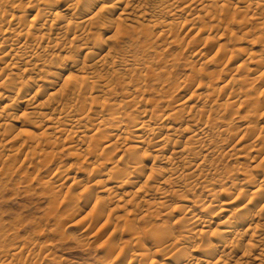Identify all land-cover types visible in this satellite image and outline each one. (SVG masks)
<instances>
[{
    "label": "bare ground",
    "instance_id": "1",
    "mask_svg": "<svg viewBox=\"0 0 264 264\" xmlns=\"http://www.w3.org/2000/svg\"><path fill=\"white\" fill-rule=\"evenodd\" d=\"M65 149L91 173L46 182L52 232L95 264H264V0H0V264L54 254L7 205Z\"/></svg>",
    "mask_w": 264,
    "mask_h": 264
},
{
    "label": "rangeland",
    "instance_id": "2",
    "mask_svg": "<svg viewBox=\"0 0 264 264\" xmlns=\"http://www.w3.org/2000/svg\"><path fill=\"white\" fill-rule=\"evenodd\" d=\"M12 6V5H11ZM12 7L8 6L7 9L11 10ZM179 27V28H178ZM176 28V32H179V29H181L180 26H178ZM235 29H237V26H235ZM187 30V28H183L182 31H180L181 36H179V41L177 44H175L174 46L171 47V52L174 54H177L178 56L180 55L182 57V59L180 60V62H178V77H182L186 74L191 73L193 67H198L201 68L202 66H199L197 63H193V65H191L190 63L187 62V60H185L187 57V55L184 53L183 54V49L184 47L187 49H194L195 47L198 46V44L195 43L194 39L192 38V34L189 33L186 36H184L183 38V34L185 33V31ZM184 31V32H183ZM182 32V33H181ZM213 35V36H212ZM210 36L211 40V45H213L216 49L217 45L214 42L215 39L217 38L216 36H214V34H212ZM215 37V39H214ZM189 42V43H188ZM181 43V44H180ZM210 47V46H209ZM209 47H207L209 49ZM155 49V48H153ZM157 50H160L162 48H156ZM254 50L257 52L258 55H262L260 54L261 52H263L262 47L260 46H256L254 48ZM186 55V56H185ZM237 60V58H235L233 60V62H235ZM188 61H191L190 58H188ZM232 61L230 62L229 68L232 69L233 67V63ZM211 68H213V65H210ZM197 69V68H195ZM232 71V70H231ZM238 103L235 104V110H237L239 112V114H243V115H247V111L249 110V108L247 106H243V105H238ZM242 106V107H240ZM239 107V108H238ZM231 142H234L231 141ZM74 150L72 149H65V150H58L57 151V157L55 160H48L47 161H42L40 163L39 161V168H34L33 166L32 169L28 171V175L30 173V177L29 178V182L25 180L24 183H22L21 185H19V191L17 192L15 189H13V192L15 193V191L17 192V194H11L10 197V202L7 205V209H10L9 212L10 214L14 213V216L20 215L21 217L24 218L25 220V226L23 228V230H20V235L22 236L23 234L26 233V235H30V237L32 238V243H35V248L36 251H39L41 243L43 242H47L48 244L52 245L53 249L52 252L54 253L53 255H51V258H54L56 256V260L51 258H48V260L45 261H41L37 264H93L94 263V256H96L97 254V249L95 246L90 247L89 245H87L86 243H84V241L87 240L88 238V234L85 232L84 235H82V233H80V231L83 228V222L81 224L77 223V225L75 226H70L66 225L69 220L65 217L64 218V224L62 227V234L65 233V239L67 238V240L63 239L61 240L60 235H56V232H52V228H54L55 226V221L53 219V217H50L49 215L51 214L49 212L50 207L48 206L51 204L52 200L53 201H60L57 204V207H59V211H63L61 210L63 207L61 205V202L64 200V197L70 193V191L72 190L71 187H68V184H70L71 182H67L65 184H63V186L60 188L55 187L58 183H54L52 185V188H50L47 185V181L51 178L52 173H54V171L56 170V168H61V166L66 167L67 170H76V168H82L80 171H82L83 169H86V171L89 173H91L89 170L90 169V165L85 163L84 160H81L80 156H71L70 153H74L76 152V150L73 152ZM79 153V152H78ZM75 154V153H74ZM72 154V155H74ZM77 155V154H76ZM225 160H228L227 158H225ZM232 160H235V158H232ZM238 160H240L239 162H242L243 160H246L245 158H238ZM37 161V160H36ZM44 162V164H43ZM47 162V163H46ZM43 164V165H42ZM45 164L48 166H45ZM42 165V167H41ZM70 168V169H68ZM41 169V170H40ZM38 170V171H36ZM41 172V173H40ZM78 176H81V173L78 174ZM93 177V176H92ZM91 177V178H92ZM41 179V180H40ZM88 179H85L84 181L86 182ZM43 181L45 182L43 184ZM84 182V183H85ZM25 184V185H24ZM28 184V186H27ZM43 184V185H42ZM24 185V186H23ZM30 186V188H29ZM55 187V188H54ZM26 189V190H25ZM28 189V191H27ZM17 195V196H16ZM51 200V202H50ZM50 203V204H49ZM52 205V204H51ZM62 207V208H61ZM83 208V207H82ZM47 209V211H46ZM83 215L86 213V211H88L87 208H83ZM46 211V212H45ZM48 212V213H47ZM47 213V215H46ZM66 216V215H65ZM49 218V219H45V218ZM82 217H80L77 221H80L82 219ZM62 218V220H63ZM47 220V221H46ZM51 220V221H50ZM44 225V227H43ZM37 226V227H36ZM52 226V228H51ZM21 229V227H18ZM51 228V230H50ZM88 232V231H87ZM55 233V234H54ZM64 237V236H63ZM76 238H78L81 243L83 242V244H85L84 246L79 245V242H77ZM55 239L58 240L55 242ZM50 242V243H49ZM37 245V246H36ZM94 248V249H93ZM55 255V256H54ZM59 257V258H58ZM59 259V261L57 260ZM58 261V262H57ZM95 264V263H94Z\"/></svg>",
    "mask_w": 264,
    "mask_h": 264
}]
</instances>
